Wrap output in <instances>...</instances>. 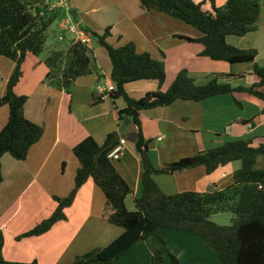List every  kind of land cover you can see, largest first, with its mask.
Listing matches in <instances>:
<instances>
[{
  "label": "crops",
  "instance_id": "obj_1",
  "mask_svg": "<svg viewBox=\"0 0 264 264\" xmlns=\"http://www.w3.org/2000/svg\"><path fill=\"white\" fill-rule=\"evenodd\" d=\"M66 1L75 11L72 14L74 21L88 32L103 34L111 28L110 45L118 48L134 43L138 53H147L165 63V84L160 86L155 81L128 84L126 91L133 99H141L149 92L167 91L183 70L189 72L197 85L203 84L199 81L201 78L202 82L218 78L219 82L229 83L234 88L249 87L256 82L248 65L231 67L200 56L203 51L200 45L180 39L181 36L200 39L203 35L199 31L166 14L148 12L142 8L140 0ZM53 3L54 0H50L51 10L58 15ZM226 3L227 0H216L215 5L216 8H224ZM261 3L262 12L256 30L245 37L228 36L227 42L242 50H256V62L264 65V0ZM203 8L212 12L210 2H205ZM64 22L58 26L60 30ZM93 53L100 75L78 79L71 94L58 91L45 82L48 73L45 60L49 55L46 58L29 55L23 64V78L15 92L29 98L24 109L25 117L42 126L44 136L31 148L25 161H18L9 154L1 161L0 243L8 261L72 264L77 257L93 249L107 247L124 233L123 229L104 219L106 198L89 180L66 210L67 220L57 223L42 236L19 240L53 215L57 208L54 197L66 198L72 193L80 167L73 149L88 137L103 145L109 134H121L124 122H119L116 112L124 109L126 102L122 98L115 101L110 97L100 103L95 102L100 97L98 86L104 83L103 87L110 94L116 85L111 79L112 66L107 51L105 54L99 48ZM14 69L13 61L0 58V97L6 93ZM235 99L240 105L235 103ZM8 118L9 108H1L0 132L7 125ZM141 123L143 135L150 142L149 154L153 165L160 170L165 165L231 141L248 140L253 147L264 144V101L246 93L217 96L201 103L178 101L170 107L143 111ZM121 143L125 151L114 165L133 190L126 200L128 210L132 211L135 198L144 195L143 164L135 144L123 134ZM259 163L264 169V162L259 160ZM240 165L234 162L210 175L204 167H199L172 175H155L154 180L166 195L190 191L206 193L231 186ZM44 200L49 203L47 213L39 209ZM162 237L182 264H223L219 257L216 258L198 242L202 240L195 234L163 229ZM191 244L196 249H190ZM160 247L161 243L151 238L114 264H151L154 252ZM199 249L207 256H197Z\"/></svg>",
  "mask_w": 264,
  "mask_h": 264
},
{
  "label": "trees",
  "instance_id": "obj_2",
  "mask_svg": "<svg viewBox=\"0 0 264 264\" xmlns=\"http://www.w3.org/2000/svg\"><path fill=\"white\" fill-rule=\"evenodd\" d=\"M198 1L140 0V3L148 12L166 14L199 31L203 35L200 39L183 36L180 39L200 45L203 48L200 56L212 61L233 67L250 66L256 82L249 87L234 88L214 78L205 85H197L189 72L183 70L165 93L149 92L135 100L127 93L126 86L139 81H155L160 86L164 85L167 79L165 63L147 53H138L134 43L118 48L110 45L111 28H107L102 35L93 33L106 49L111 62V79L116 88L109 97L115 101L122 98L126 102L124 109L117 110V119L121 123L130 119L138 129L135 147L143 164L144 195L135 198V211H129L126 200L133 190L108 157L121 143L122 134H109L103 145L88 137L73 149L80 167L72 193L66 198L54 197L57 208L53 215L19 237V240L42 236L57 223L67 220L66 210L73 205L79 190L92 180L106 198L104 219L123 229L124 233L107 247L96 248L77 257L72 264H114L151 238L161 243L153 254L151 264H182L165 243L163 229L195 234L223 264H264V169L258 167L259 159H264V144L253 147L248 140L231 141L158 170L149 154L150 142L142 132L143 111L170 107L178 101L201 103L236 93H246L264 101V65L256 62L257 51L242 50L227 42L228 36L245 37L256 30L262 12L261 0H227L224 8H216V0ZM205 2L211 3L212 12L204 10ZM39 3L40 0H0V58L15 63L6 93L0 97V109L9 108L7 125L0 132V185L3 182V156L9 154L18 161H25L31 148L44 136V128L25 117L24 109L29 98L15 92L23 78L26 58L29 55H42L47 46L49 29L57 18L53 10L37 7ZM41 11L45 12L44 16L39 15ZM45 65L48 68L47 85L67 94L72 93L78 79L92 74L100 75L93 51L73 40L67 46L61 44L52 50ZM103 100L99 97L95 102ZM235 103L240 105L236 99ZM234 162H239L240 168L234 173V183L223 190L166 195L154 180L155 175H172L199 167H204L210 175ZM225 213L233 215L231 226H220L212 221V217ZM0 264L40 263L8 261L1 242Z\"/></svg>",
  "mask_w": 264,
  "mask_h": 264
},
{
  "label": "rangeland",
  "instance_id": "obj_3",
  "mask_svg": "<svg viewBox=\"0 0 264 264\" xmlns=\"http://www.w3.org/2000/svg\"><path fill=\"white\" fill-rule=\"evenodd\" d=\"M53 5H56L55 7L57 8V10H58V15H57V18H56V20H55V22H54V24L51 26V28L49 29V32H48V40H47V46H46V48H45V50H44V52L42 53V58H46L49 54H50V52L52 51V50H54V49H57V48H59L60 46H61V44L63 45V46H67L68 44H69V41H72V37L70 36V35H68L66 32H64L62 29V31L59 29V25H61L64 21H66V20H68V17L66 16V8H61L60 7V2H59V0H54V3H53ZM74 17V16H73ZM100 35H102L101 33H99ZM61 35H66L67 36V40H66V37H65V41H66V43L63 41V42H60L59 41V38H60V36ZM61 44H60V43ZM60 44V46L59 47H57L58 45ZM57 47V48H56ZM99 48H102V50L105 52V54H106V51H105V49L101 46V44L99 43V40H98V38H95L94 37V39H93V44H92V51L94 52V51H98L99 50ZM48 58V57H47ZM107 58H108V56H107ZM208 62H210V61H208ZM166 67V66H165ZM231 67H233V66H231ZM251 68V67H250ZM166 72H167V70H166ZM220 77V76H219ZM202 79V78H201ZM201 79H199V81H200V83H203V84H199V85H205V84H207V82L209 81H207V82H202L203 80H201ZM103 86H104V83H103ZM160 92H162V93H165L166 91H164V90H160ZM136 100V99H135ZM259 160H261V162H264V159L263 158H260ZM258 167L259 168H263L262 167V164L261 163H259V165H258ZM42 206L39 208L40 210H43V212H46L47 213V211H48V209H49V203L47 202V200H44L43 202H42V204H41ZM132 211H135V209L133 208V210ZM232 220H233V215L231 214V213H225V214H220V215H217V216H214V217H212V221L214 222V223H216L217 225H220V226H231L232 225ZM199 243H202L206 248H208L212 253H213V255L216 257V258H218V256L215 254V252L210 248V247H208L207 245H205V243L203 242V241H198ZM169 247V246H168ZM204 247V248H205ZM191 248H194V249H196V247L195 246H192V244H191V247H190V249ZM205 248V249H206ZM200 251L199 252H196V253H198V255L197 256H202V254L203 255H206L207 256V253H204L201 249H199ZM193 253V252H192ZM219 259V258H218Z\"/></svg>",
  "mask_w": 264,
  "mask_h": 264
},
{
  "label": "built area",
  "instance_id": "obj_4",
  "mask_svg": "<svg viewBox=\"0 0 264 264\" xmlns=\"http://www.w3.org/2000/svg\"><path fill=\"white\" fill-rule=\"evenodd\" d=\"M39 8L46 7L47 9L51 10L50 0H40V3L37 5ZM60 7L66 8L68 20H66L62 26V30L66 32L68 35L72 37V40L76 43H80L88 48L91 49V45L93 43L94 36L92 33L86 31L82 26H80L77 22L74 21L72 15V9L69 3L66 0H60ZM36 13V11H33ZM45 12L41 11L39 13L40 16H44ZM60 42L65 41V36L61 35L59 38ZM97 93L102 99H106L109 97L106 89L103 86H98ZM125 151V146L120 143L117 145L110 153L109 159L112 161H118L123 156Z\"/></svg>",
  "mask_w": 264,
  "mask_h": 264
},
{
  "label": "water",
  "instance_id": "obj_5",
  "mask_svg": "<svg viewBox=\"0 0 264 264\" xmlns=\"http://www.w3.org/2000/svg\"><path fill=\"white\" fill-rule=\"evenodd\" d=\"M121 134L128 137L129 142L135 144L138 138V129L130 119H126L121 127Z\"/></svg>",
  "mask_w": 264,
  "mask_h": 264
}]
</instances>
